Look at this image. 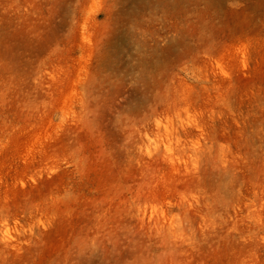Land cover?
<instances>
[{
    "label": "rangeland",
    "instance_id": "rangeland-1",
    "mask_svg": "<svg viewBox=\"0 0 264 264\" xmlns=\"http://www.w3.org/2000/svg\"><path fill=\"white\" fill-rule=\"evenodd\" d=\"M0 264H264V0H0Z\"/></svg>",
    "mask_w": 264,
    "mask_h": 264
},
{
    "label": "bare ground",
    "instance_id": "bare-ground-1",
    "mask_svg": "<svg viewBox=\"0 0 264 264\" xmlns=\"http://www.w3.org/2000/svg\"><path fill=\"white\" fill-rule=\"evenodd\" d=\"M220 1V0H219ZM164 2V1H163ZM173 2V1H172ZM257 2V1H256ZM259 2V1H258ZM162 3V2H161ZM165 3V2H164ZM221 3V2H220ZM175 4V3H174ZM260 5V4H259ZM164 6V5H163ZM166 7V6H165ZM177 7V6H176ZM186 9V8H185ZM209 9H210V7H209ZM174 11V10H173ZM180 11V10H179ZM185 13V12H184ZM167 14V13H166ZM172 14V13H171ZM188 15V14H187ZM169 16H171V15H169ZM174 16V15H173ZM184 17V16H183ZM166 18V17H165ZM200 28V27H199ZM205 31V30H204ZM207 32V31H206ZM206 34V33H205ZM189 35V34H188ZM204 35V34H203ZM196 37V36H195ZM204 37V36H203ZM203 39V38H202ZM185 40V39H184ZM204 40V39H203ZM178 43V42H177ZM182 43V42H181ZM192 44V43H191ZM182 48V47H181ZM187 48V47H186ZM185 48V49H186ZM199 48V47H198ZM183 49V48H182ZM184 52V51H183ZM188 52V51H187ZM186 52V53H187ZM178 53V52H177ZM197 53V52H196ZM184 54V53H183ZM190 55V54H189ZM175 61V60H174ZM157 62V61H156ZM163 62V61H162ZM163 72V71H162ZM160 74V73H159ZM158 76V75H157ZM156 79H157V77H156Z\"/></svg>",
    "mask_w": 264,
    "mask_h": 264
}]
</instances>
